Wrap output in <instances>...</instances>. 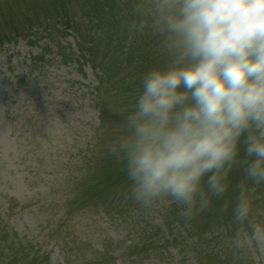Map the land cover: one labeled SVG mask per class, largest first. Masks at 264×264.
<instances>
[{
	"label": "rangeland",
	"instance_id": "374dc122",
	"mask_svg": "<svg viewBox=\"0 0 264 264\" xmlns=\"http://www.w3.org/2000/svg\"><path fill=\"white\" fill-rule=\"evenodd\" d=\"M32 2L0 0V34ZM94 2L93 8L79 0L64 4L60 17L77 21L75 33L63 35L58 26L52 40L39 35L0 46V264H264L254 242H233L241 185L251 189L253 211L264 213V182L246 178L242 143L234 166L243 183L228 175L227 190L216 195L206 174L197 199L207 204L198 202L190 218L170 197L148 206L132 198L119 148L131 134L127 116L144 74L172 56L153 0L146 12L133 2L121 20L117 9ZM109 22L121 26L111 33L105 27L101 39L91 34L94 24ZM136 26L148 28L140 40L127 36ZM59 169L71 177L82 170L85 179L61 184L53 173ZM102 170H112L103 191L94 179Z\"/></svg>",
	"mask_w": 264,
	"mask_h": 264
},
{
	"label": "clouds",
	"instance_id": "9594fccd",
	"mask_svg": "<svg viewBox=\"0 0 264 264\" xmlns=\"http://www.w3.org/2000/svg\"><path fill=\"white\" fill-rule=\"evenodd\" d=\"M153 15L172 59L144 74L119 148L136 202L170 197L190 218L207 204L197 199L206 174L212 193L227 190L241 142L246 178L264 182V0H153ZM232 212L235 246L264 251L250 189Z\"/></svg>",
	"mask_w": 264,
	"mask_h": 264
},
{
	"label": "trees",
	"instance_id": "16d2710c",
	"mask_svg": "<svg viewBox=\"0 0 264 264\" xmlns=\"http://www.w3.org/2000/svg\"><path fill=\"white\" fill-rule=\"evenodd\" d=\"M68 0H33L32 2V6L33 9L31 8L30 12L27 14V12L25 11L22 15L21 20L17 18V16H15L13 18V20H17L15 21L12 25H11V20H10V24L8 26V31L5 35L0 34V38L2 39V37H4V44L6 43H12V42H16L17 39H24V38H28L31 36H37V35H45L47 36L49 39H54L57 37V34H53L51 32L54 31L55 29L58 30V26H60L63 30L59 31L62 34H66L65 31H73V33H75V30L78 31V26H77V21L75 22H69L66 23L64 21V18L60 17V12L61 9H65L64 4H66ZM80 3H86L87 6H89L90 8H93L95 5L94 0H79ZM101 1V6L106 5L109 9V11H113V9H117L118 12L120 13L119 15V19L121 20V16L124 14H129L128 12L125 11H132L133 10V2L135 1H140V4L142 5V8L144 10L145 7V12L147 9V2L148 0H105L106 3L104 4V0H100ZM149 9V7H148ZM137 13V12H136ZM152 13V11H151ZM141 13H137V15L139 16ZM153 16V15H152ZM58 18L59 21H58ZM153 18L155 19V17L153 16ZM70 23H73L74 26L72 27ZM118 24L121 26V22H118ZM118 24L117 22H109L108 25H101V24H94L93 26L95 27V29H93L91 31V34H94V37H98L99 39H101L103 33H101V31L103 32L105 30V27H107L108 33H111L113 29L118 30ZM59 27V28H60ZM138 26L136 27H132V30L130 32H127V36L128 37H132L134 40H140L141 36H144L145 33L143 31H146V29H148L146 26L144 29H137ZM56 30V33H57ZM165 37H163L164 39L166 38V33L163 32ZM39 37V36H38ZM94 40V44L95 43H99L101 40ZM3 41L0 40V43H2ZM242 143V142H241ZM243 144V143H242ZM85 159V158H84ZM82 170H78L77 173L74 174V177H71L73 174L70 173L69 175L62 170H58L56 172H53L56 176L55 179L58 178L57 181H59L61 178L62 180H60L61 184L63 183H71L72 180L77 179L76 181H83L85 179V176L83 174H80ZM102 172V173H101ZM231 172L228 173L229 177H231V175L234 176L235 182L238 185V183L242 184L244 181V177H242V175H240L236 169V167L233 165V167L231 168V170L229 171ZM112 170H102V171H96L94 173V179L96 181V179L99 181L98 183L96 182V187L97 188H103L108 189V186L106 185V183L108 181H110L112 178ZM56 181V182H57ZM250 181V179H249ZM55 183V180H54ZM53 183V184H54ZM59 182L57 184H55L53 187L54 188H58L59 187ZM93 185H90L89 187L91 188ZM250 186V185H249ZM248 188V187H246ZM85 189V188H84ZM251 190V189H250ZM75 190H72V193H74ZM71 193V194H72ZM64 196V195H63ZM37 260H31V262H29L28 264H36ZM22 264H26L23 263Z\"/></svg>",
	"mask_w": 264,
	"mask_h": 264
}]
</instances>
